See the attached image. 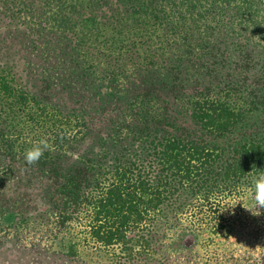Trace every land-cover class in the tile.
<instances>
[{
	"label": "trees",
	"instance_id": "obj_1",
	"mask_svg": "<svg viewBox=\"0 0 264 264\" xmlns=\"http://www.w3.org/2000/svg\"><path fill=\"white\" fill-rule=\"evenodd\" d=\"M129 1L169 39L147 50L123 98L112 93L125 108L96 153L36 163L55 225L79 224L114 264H166L170 238L223 231L264 171V2Z\"/></svg>",
	"mask_w": 264,
	"mask_h": 264
},
{
	"label": "rangeland",
	"instance_id": "obj_2",
	"mask_svg": "<svg viewBox=\"0 0 264 264\" xmlns=\"http://www.w3.org/2000/svg\"><path fill=\"white\" fill-rule=\"evenodd\" d=\"M118 1L0 0V264L115 262L79 224L55 225L50 181L23 153L43 139L46 154L79 160L117 125L109 114L125 106L112 93L123 98L147 50L169 39L152 10ZM252 206L247 198L228 210L218 234L174 235L166 264H264V209L254 216Z\"/></svg>",
	"mask_w": 264,
	"mask_h": 264
},
{
	"label": "clouds",
	"instance_id": "obj_3",
	"mask_svg": "<svg viewBox=\"0 0 264 264\" xmlns=\"http://www.w3.org/2000/svg\"><path fill=\"white\" fill-rule=\"evenodd\" d=\"M48 144L45 140L41 139L33 143L32 147L26 149L23 153V159L25 165H34L47 150ZM252 201L253 206L250 209H246L254 216L261 214V209H264V171L259 172L252 182ZM229 210L233 207H227ZM226 208L221 211L224 212Z\"/></svg>",
	"mask_w": 264,
	"mask_h": 264
}]
</instances>
